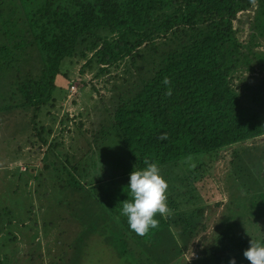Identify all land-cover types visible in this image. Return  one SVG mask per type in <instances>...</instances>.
Masks as SVG:
<instances>
[{
  "label": "trees",
  "instance_id": "1",
  "mask_svg": "<svg viewBox=\"0 0 264 264\" xmlns=\"http://www.w3.org/2000/svg\"><path fill=\"white\" fill-rule=\"evenodd\" d=\"M253 7L259 10L252 26L257 33L242 41L235 23ZM260 37L264 0H0V128L13 125L15 138L22 132L9 151L32 158L44 154V167L57 163L73 170L76 190L87 195L111 166L122 169L126 179L110 193L109 206L95 201L97 212H90L93 201L85 213L62 204L77 211V224L64 241L73 256L48 264H228L230 259L249 264L243 250L250 239L264 237L236 234L234 217L264 215V165L261 176L255 170L264 160V144H255L264 137V51L255 50ZM72 83L78 84L76 97L89 103L92 92L103 98L110 93L109 103L98 107L104 116L89 142V153L99 150L91 165H81L69 151L60 153L57 137L50 140L57 120L52 110ZM71 104H78L76 98ZM81 116L67 112L60 124L70 121L79 129ZM65 130L71 131L64 125ZM234 147L263 153L243 162L252 179L236 172L243 186L250 182L249 195L241 200L249 205H238L237 197L228 200L211 245L187 261L190 243L205 229L210 159ZM187 158L195 161L188 169L182 164ZM145 160L164 171L169 211L156 214V228L137 235L118 203L127 199L129 173L143 168ZM120 175L112 170L106 180ZM35 253L26 255L28 264L42 259ZM10 262L0 255V264Z\"/></svg>",
  "mask_w": 264,
  "mask_h": 264
},
{
  "label": "rangeland",
  "instance_id": "2",
  "mask_svg": "<svg viewBox=\"0 0 264 264\" xmlns=\"http://www.w3.org/2000/svg\"><path fill=\"white\" fill-rule=\"evenodd\" d=\"M258 13L259 10L253 7L251 10L239 15L241 22H236L235 26L239 29L238 37L240 40L247 41L253 33H257L256 25H254V29L252 26ZM258 41L261 42V45L256 47L255 50L264 51V37H260ZM77 90L78 84L72 83L68 87L65 99L57 104L56 109L52 110V113L56 114L57 120L53 125L54 133L50 135V140L57 137V140L63 143V146L58 150L60 153L69 151L75 156L76 160L80 161L81 165L85 162L91 165L96 161V153H99V150L94 149L89 153L88 149L89 147L93 148L90 143L93 142L96 133L101 128L99 124L102 123L104 116L100 114L98 107L102 102L109 103L110 93L103 98L100 94L92 92L93 100L90 99L89 103L87 98L76 97ZM74 98H76L78 104H71V99ZM67 112L70 116L82 114L80 120L83 125L81 128L77 129L69 121L64 125L71 131H62L64 125L60 124V120ZM45 124L48 128L51 127L49 121L46 120ZM13 135V125L0 128V235H2V238H0V255L7 254L11 259V264H28L26 255L34 252H36V257L38 255L42 256L41 260H36V264H48L49 261L53 262L58 257L65 258L66 255L68 258H72L71 248L64 245V241L67 238L70 240L69 234L72 231L70 226L73 227V223H76L77 211L73 209L66 210L64 206L74 205L81 210V213L86 212L85 206L88 201L94 203H96L95 201H103L105 206H109L110 193L123 185L121 181H126L119 173L122 169H116L110 165L111 169L108 172L102 170L101 173L106 174V177H104L106 179L110 177L109 174L112 170L115 175L120 176H117V179H104L103 182L94 179V182L90 184L89 194L87 195L83 191L78 192L76 190L77 185L75 183L78 181V175L71 169L62 170L60 165H57L54 160H50L52 156H50V161L47 160V163L54 161L56 167L46 168L44 167L46 163L43 161L44 154L32 158L26 155H16L13 152L15 148L9 151V147L19 143L22 132H19L16 138ZM255 144L260 146L264 144V137L256 140ZM106 151L108 152V150ZM235 152L240 155V159L234 161L233 155ZM23 153L26 154L27 152L23 150ZM258 156H263L262 151H248L246 148L234 147L221 152L217 160L215 158L210 159L214 161L211 164L212 178L207 187L208 193L205 194L206 201H204L207 206L203 220L205 229L200 231L190 243L186 254L187 261L198 259L199 253L197 250L211 245L210 242L215 236L214 231L219 229L217 225L220 215L228 200L237 197L238 205H241V203H243V206L249 205V201L241 200H245L246 195H249L246 187L250 182L243 186L238 174L244 177L250 176V179H252L247 170V162H243L245 160L250 162ZM203 160L205 161L206 157ZM262 161L264 160H261L260 163ZM193 162H195L193 159L187 158L182 161V164L188 169L193 165ZM236 172L239 173L236 174ZM175 173H182V170L177 169ZM258 173L261 176V168H259ZM159 174L163 176L164 171H159ZM172 176L173 174L170 175L171 183L174 180ZM90 179H92V175H90ZM86 181L84 182L86 183ZM195 186H201L199 192L202 194L204 190L202 183L197 182ZM247 199H249V196ZM99 208L96 203L91 210L90 205V212L93 210L97 212ZM235 217L234 220L237 221V224L234 228L239 230L236 234H245L252 237L255 232H259V236L256 238L261 239L264 237V215L255 218L252 214L240 212ZM96 236H101L100 238L103 239L102 235L96 234Z\"/></svg>",
  "mask_w": 264,
  "mask_h": 264
},
{
  "label": "clouds",
  "instance_id": "3",
  "mask_svg": "<svg viewBox=\"0 0 264 264\" xmlns=\"http://www.w3.org/2000/svg\"><path fill=\"white\" fill-rule=\"evenodd\" d=\"M126 189L127 199L118 203L120 214L126 218L129 230L144 235L156 228V214L163 217L169 211L165 194L167 183L159 174L158 165L145 160L143 168H133L129 173ZM242 255L249 264H264V241L250 239ZM228 264H235V260L230 259Z\"/></svg>",
  "mask_w": 264,
  "mask_h": 264
},
{
  "label": "flooded vegetation",
  "instance_id": "4",
  "mask_svg": "<svg viewBox=\"0 0 264 264\" xmlns=\"http://www.w3.org/2000/svg\"><path fill=\"white\" fill-rule=\"evenodd\" d=\"M257 166H256V172H257V170H259V168H260V166H263L264 165V162L262 161L261 163H260V165H258V164H256ZM261 175H262V173H261Z\"/></svg>",
  "mask_w": 264,
  "mask_h": 264
}]
</instances>
